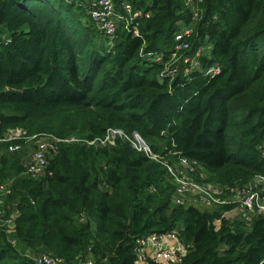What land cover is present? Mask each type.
<instances>
[{
	"label": "trees",
	"instance_id": "obj_1",
	"mask_svg": "<svg viewBox=\"0 0 264 264\" xmlns=\"http://www.w3.org/2000/svg\"><path fill=\"white\" fill-rule=\"evenodd\" d=\"M113 1L119 10L123 0ZM193 1L201 13L191 49L171 62L175 33L193 24L184 0H130L148 16L129 30L119 23L111 47L83 0H0V139L15 128L59 139L39 179L23 175L16 152L0 153V183L9 181L6 205L14 212L10 227L0 224V264H36L27 249L64 264H137L136 239L169 230L187 253L150 264L264 258L262 216L229 222L216 213L225 205H173L159 161L119 135L101 147L88 143L108 129L136 131L154 154L179 152L213 182L264 177V0ZM203 42L209 56L201 63L217 62L220 73H184L183 55ZM170 62L176 72L162 74ZM11 143L20 140L4 149Z\"/></svg>",
	"mask_w": 264,
	"mask_h": 264
},
{
	"label": "built area",
	"instance_id": "obj_2",
	"mask_svg": "<svg viewBox=\"0 0 264 264\" xmlns=\"http://www.w3.org/2000/svg\"><path fill=\"white\" fill-rule=\"evenodd\" d=\"M88 14L95 28L104 36L109 46H112V37L114 36L119 23H123L124 27L129 30L130 23L139 16H148L140 8H135L130 0H123L118 10L113 0H87ZM185 5L189 6L192 13L193 24L200 15V7L193 0H184ZM192 25V24H191ZM193 28L184 25L179 29L173 39V47L170 60L175 61L180 55L179 53L188 52L191 49L190 37ZM133 34H138L136 27L131 29ZM4 43L8 42V38L2 36ZM182 51V52H181ZM160 55V54H159ZM156 55L155 60H160V56ZM205 55L209 56V47L207 50L201 46L197 47L193 54L183 55L184 73L193 70L202 71L205 75H216L220 73L221 67L217 62L209 65H203L200 58ZM171 62L162 70V74L173 75L176 68L169 69ZM20 133V137L41 136L35 142L34 150L30 153V157L24 165L23 173L25 176L39 179L47 169L49 157L48 152L53 147V143L59 139L48 134L25 136V131L20 128L9 129ZM8 132V130H7ZM164 133V131H161ZM6 134V133H5ZM119 135L126 139L130 145L137 151L143 152L146 156L159 161L166 173V177L173 183V193L171 196V204L184 206H203L211 208L213 206H222L230 203L235 210L239 219L246 223H250L254 216L260 215L264 218V177L252 183L248 189L242 190L239 199H233L232 202L226 198V191L232 192L235 196V187L223 186L222 184L214 185L205 181V171L199 163L179 152L168 151L164 155L154 154L147 145L141 135L133 131L131 134H125L120 129H108L103 138H96L88 141L89 144H105L113 143L114 137ZM48 142L46 141V139ZM1 139H4L1 138ZM15 139L14 137L10 140ZM8 140V141H10ZM18 140V139H15ZM67 140H74L70 138ZM16 143L8 144V151H15ZM172 155L177 163L166 161L168 155ZM238 192V191H237ZM9 193V185L7 181L0 183V224L10 227L11 217L3 215V201ZM239 193V192H238ZM219 221V219L215 220ZM217 223V222H216ZM14 242V239H11ZM188 251V245L180 238L178 231L169 230L164 232L149 233L136 239L135 254L137 264H150V262L160 263H177L182 260ZM36 264H61L63 261L59 258L52 257L45 252L37 254L34 258ZM91 264V262H89ZM264 264V258L259 262Z\"/></svg>",
	"mask_w": 264,
	"mask_h": 264
},
{
	"label": "rangeland",
	"instance_id": "obj_3",
	"mask_svg": "<svg viewBox=\"0 0 264 264\" xmlns=\"http://www.w3.org/2000/svg\"><path fill=\"white\" fill-rule=\"evenodd\" d=\"M84 2H82V3H87L88 1L87 0H83ZM84 8V7H83ZM85 9V8H84ZM86 11H87V9H85ZM193 25L194 24H190V25H188L189 27H193ZM184 25H181L180 26V29L183 27ZM196 36V35H195ZM194 36V37H195ZM204 41H205V39H204ZM203 44L204 45H202L201 47L202 48H204V49H206L207 50V47H208V45H206V43L205 42H203ZM182 52V51H181ZM21 135H20V133L19 132H16L15 130H8V132H6V134H4V139H0V153H6V152H16V154H18L19 155V157H20V161H21V163H22V165H23V168H24V165H25V163L27 162V160L29 159V157H30V153L34 150V146H35V142H36V140L37 139H39V138H42L41 136H33V137H21L20 139H19V137H20ZM15 138V139H18V140H20V143L19 144H17V149L15 150V151H8L7 150V148L6 149H4V147H3V143L4 142H6V141H8V140H10L11 138ZM45 138V137H44ZM46 139V138H45ZM144 139V138H143ZM46 141L48 142V140L46 139ZM144 141L147 143V145L150 147L151 146V142L150 141H148V140H145L144 139ZM157 142V146L158 147H161L162 145H164V142H163V140H161V139H157L156 140ZM94 146L95 147H101V146H103V144H100V143H95L94 144ZM152 147V146H151ZM48 156H49V152H48ZM166 161H168V162H171V163H177V161H176V159H174L173 158V156L170 154V155H168V157H167V159H166ZM23 175H24V173H23ZM25 176V175H24ZM204 177H205V181L206 182H208L209 181V183H211V184H214V185H218L219 183H216V182H213V181H211L209 178V175L207 174V173H205V175H204ZM262 178V176H255V177H253V178H251V179H249L248 181H246V182H244V183H241L239 186H233V187H235V191H234V193H236V194H234L235 196H233L232 195V192L230 193V191H226L227 193L225 194L226 195V198L229 200V201H231L232 202V200L233 199H235V200H237V199H239V194H241L242 195V190L243 189H248L249 187H251L252 186V183L253 182H256L258 179H261ZM7 181V180H6ZM170 181V180H169ZM9 183V181H7V184ZM172 183V182H171ZM173 184V183H172ZM221 185V184H220ZM223 186H225V185H227L228 187H232L231 185H229L228 183H225V184H222ZM239 193H238V192ZM2 201H3V213L5 214V216L6 217H12L13 216V214H14V212L12 211H10V206H7L6 204H7V199L6 198H3L2 199ZM232 204H234V203H230V204H227V205H225V206H228V207H225V208H218V210H216L217 208H213V209H208V208H205V207H203V206H196L197 208H199V209H201L202 211L203 210H216V213H218V216H222L225 220H227V221H229V222H232V221H239V219H238V217H237V215H236V213H235V210H234V207H233V205ZM213 207H216V206H213ZM212 208V207H211ZM217 220V219H216ZM219 220H220V218H219ZM220 223V221H215V223ZM16 248L17 249H19V246L18 245H16ZM39 253H41V251L40 250H34V249H27L26 250V255L28 256V257H30V258H32L33 259V261L35 262V260H34V258H35V256L37 255V254H39ZM36 263V262H35ZM61 264H64V263H61Z\"/></svg>",
	"mask_w": 264,
	"mask_h": 264
}]
</instances>
